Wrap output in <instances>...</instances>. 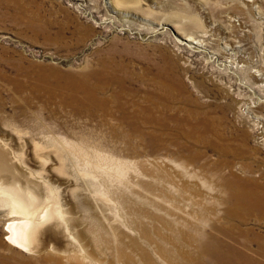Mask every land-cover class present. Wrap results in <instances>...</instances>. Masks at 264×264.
Instances as JSON below:
<instances>
[{"label": "rangeland", "instance_id": "obj_1", "mask_svg": "<svg viewBox=\"0 0 264 264\" xmlns=\"http://www.w3.org/2000/svg\"><path fill=\"white\" fill-rule=\"evenodd\" d=\"M0 154L69 240L21 252L0 206V263L208 264L220 229L264 234L225 213L264 190V0H0Z\"/></svg>", "mask_w": 264, "mask_h": 264}, {"label": "bare ground", "instance_id": "obj_2", "mask_svg": "<svg viewBox=\"0 0 264 264\" xmlns=\"http://www.w3.org/2000/svg\"><path fill=\"white\" fill-rule=\"evenodd\" d=\"M188 39H193L197 43H201V40H196L193 36ZM77 91L82 92V95H78L80 103L84 104L86 101H92L93 104H96L99 100L98 86H78ZM102 101L105 102L106 97H102ZM4 162L5 160L0 157V165H3ZM240 181L242 190L236 194V202L230 200L229 194L231 190L229 189L230 192L228 191L229 193L226 196L225 201L227 204H230V207L226 209L225 213L227 212L228 216L233 219H242L244 221H248L253 215L259 217L264 216V190H260L262 185L253 178H240ZM1 182H5L6 185H3ZM18 186L16 180L10 177L8 172H5V169L0 168V206L10 208L13 210V214L15 213L8 219L7 228L5 229L9 232L8 241L11 242L12 246L21 248L20 251L23 249L26 250L27 253H31L34 251H42V249L51 244V240L59 238L60 236L63 240L68 242L69 240L66 239L65 234H62V229H60V227L58 228V221L54 219L52 211L47 208L48 206L44 205L42 209L40 207L36 208L34 206H29L26 203V201H28L26 200L27 198L20 196L19 194L25 189L27 190V188ZM27 191L30 192L29 190ZM34 194L31 195L30 193V197L28 198L31 200L32 197H35ZM220 231L225 232V234L232 240L231 242H228L227 239L218 238L211 234V238L208 241L202 242L201 252L206 261L209 262L208 264H261V262L257 261L256 258L247 252V249H249L248 242L256 243L259 246V250L264 252V234L253 233L252 235H248V228L240 229L238 234H242L248 240H244L242 243L236 240L237 234H234L231 230L220 229ZM237 244H242L244 249L239 250L240 245L238 246ZM52 245L55 246V244ZM56 248L59 247L57 246ZM43 258H46V261L48 262V260L52 259V256L48 253H44ZM18 262L19 264H40L33 259L24 256H21V259L18 260ZM42 262L43 263L41 264H47L45 261ZM195 262H197V260H195ZM55 263L60 264V262ZM14 264L18 263L15 262ZM179 264H183V262Z\"/></svg>", "mask_w": 264, "mask_h": 264}]
</instances>
